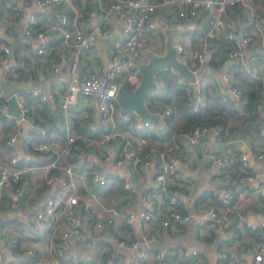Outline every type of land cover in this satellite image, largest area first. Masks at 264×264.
<instances>
[{"label": "built area", "instance_id": "1", "mask_svg": "<svg viewBox=\"0 0 264 264\" xmlns=\"http://www.w3.org/2000/svg\"><path fill=\"white\" fill-rule=\"evenodd\" d=\"M3 0H0V4ZM8 6L14 10H21L28 6L31 0H5ZM37 8L62 5V9L53 12L49 21L40 18L35 12L27 13L23 20V33L34 38L30 45L33 46L35 55L41 57L51 48V38L57 33L66 45L68 54V76L62 74L59 80L64 82V88L58 99V107L62 111L59 126L62 135L50 129L48 126L32 124L31 128L39 133L43 139L31 137L25 150L31 152L32 157L28 162H22L21 157L12 150L6 160H0V195L3 192L18 190L20 183L29 182L44 185L47 189H56L46 195L38 206H34L28 216L30 220L25 229L29 238L45 234V227L49 224L55 231V236L49 234L50 252L38 254L34 246L26 247L22 252L30 264H88L89 257L80 249L74 250L68 255L70 240L82 236L84 233H92L102 228H109L113 241L124 248H136L139 246L137 238H127L119 231V226H130L134 223L143 225L158 220L166 226L178 220H189L193 211L183 210L179 206V199L169 183L177 176L175 161L178 158L179 149L176 143L162 147H149L145 151L144 144L147 137L132 133L129 129L134 125L133 120L129 128H121L116 120L119 110L116 100V91L126 83L131 88H137L142 83L138 57L152 37L156 28L157 16L161 15L163 7L172 6L174 16L179 21L187 16H197L204 10L209 18V26L205 35L198 41V47L193 49L191 44L180 38L175 43L178 58L187 62L194 59L203 62L210 55V46L215 37L225 39L236 38L237 44L229 46L225 44L221 50L224 59H231L241 64L243 73L249 78L261 82L260 97L256 101L255 111L264 114V18L258 6L252 0H94V5L83 9L76 6L73 0H32ZM238 5L240 22L232 17L233 6ZM100 10L102 14L114 15L121 21L123 38H115L111 44L110 53L115 56L112 63L99 65L94 69H87L80 74L83 64L82 54L91 47L98 36L108 34L101 22H96L90 29L83 30L78 24L80 15L89 18L93 10ZM56 34V35H57ZM249 42L257 48L252 52V58L244 60L241 57V48ZM159 43V42H157ZM155 44L153 50L159 49ZM11 45L0 36V79L5 77L13 79L16 73L15 56L11 63ZM14 54L15 50H14ZM160 54V53H158ZM52 69H57L55 62L50 63ZM3 80V79H2ZM222 80L225 91L238 106L244 101L243 90L230 77L223 73ZM1 81V80H0ZM5 81V80H4ZM1 83V82H0ZM30 97H36L41 101H49L48 93L40 87L28 89ZM14 95L20 114L9 113L8 102L10 94L4 92L0 84V113L10 115L13 119V129L3 141V146L11 148L17 140L20 132V120L27 118L28 105L25 98L15 89ZM92 97L96 104V116L98 125L94 134L86 139L71 119L70 107L79 100V96ZM201 99L195 97L192 109L197 110ZM167 108L164 113H168ZM30 120V119H29ZM31 121V120H30ZM143 126H151L150 120H142ZM210 132L222 141L220 129L217 126L194 125L184 132V136L194 142L201 134ZM95 146L97 153L103 160H112L118 164H125L128 168L142 171L148 165H154V182L152 187L145 191L137 192L136 187L125 181L123 188L128 192L129 198L126 206L121 195L103 199L99 188L106 184V177L100 170H92L89 174L86 170H76L68 160L75 155L82 141ZM250 148H246L238 154L236 160L241 161L245 171L237 177L241 181H251L254 173L246 170L247 156ZM40 156H44L40 159ZM254 155L264 161V149L255 150ZM234 160V152L226 147H220L210 155L208 165L210 168L222 169ZM89 178V179H88ZM82 180L79 183L78 180ZM87 179L88 182H85ZM32 182V185L34 184ZM35 184L31 189H35ZM132 190V193H130ZM259 192L264 196V181L260 185ZM213 198L218 200L220 207L214 203L204 206L199 215L208 222L207 230L219 234L226 222L230 219L233 208L235 190L231 181L226 180L219 188L209 190ZM47 223V224H46ZM244 228L258 231L260 237L255 241L254 252L250 264H259L264 259V212L257 221L245 219ZM145 237L140 235V238ZM2 246L0 245V264L2 260ZM199 253L195 246L178 243L156 252L153 264H166L167 259L174 258L176 263L187 261ZM225 254V251H222ZM133 257L126 256L124 260H117L116 264H134ZM126 260V261H125ZM224 264H227L224 262Z\"/></svg>", "mask_w": 264, "mask_h": 264}, {"label": "crops", "instance_id": "2", "mask_svg": "<svg viewBox=\"0 0 264 264\" xmlns=\"http://www.w3.org/2000/svg\"><path fill=\"white\" fill-rule=\"evenodd\" d=\"M94 0H73L77 7L83 9L87 6L94 5ZM253 1V0H252ZM260 1V0H259ZM259 1L256 5L260 6ZM30 5L23 6L21 10L5 9L0 13V36L1 32H5L13 40H16L15 49V64L16 73L12 76L11 80L1 77V81L5 80L7 84L15 86L18 94L25 97L28 95V89L31 87H40L48 93L49 101L46 105L52 112L58 111V99L60 93L64 88V82L59 80L58 76L62 74L64 77L68 76V54L66 51V45L62 43V39L55 34L54 43H51V48L43 56L39 57L35 55L33 46L30 43L33 42L32 36H27L23 33V20L27 13L35 12L40 18L43 17L45 21H49L52 18L53 12H58L62 9L60 6H46L44 8H37L34 2L31 0ZM1 10V6H0ZM175 9L172 6L163 7L161 15L157 16V24L155 30L152 32V37L149 43L141 50L138 57V61H145V52L147 50H153L155 44H159V49H156L158 53L162 54L166 50V41L168 33H171L172 42L174 43L180 39L185 38L193 49L198 47V41L205 35L202 34V30L205 24L199 16H187L181 18L179 21L174 16ZM205 14V13H204ZM238 12L232 11V17L236 22H240ZM206 15V14H205ZM207 16V15H206ZM264 18V15H262ZM96 22H101L102 25L107 28L108 34L105 36H98L93 41L90 48L86 49L82 54L83 64L80 69V74H83L87 69H94L99 65H108L115 59L110 53V48L115 38H123L121 34V21L114 15L109 13L107 15L102 14L100 10H93V13L89 18L80 15L78 17V24L83 29H90ZM159 42V43H157ZM219 47L216 41L210 46V55L203 62H197L194 59H189L186 64L196 72V80L189 81L196 88L194 92V98L198 96V79H207L213 83V87L217 93L224 96L232 97L226 93L225 85L222 80V74H229L230 77L236 82L238 74L243 73L240 63H236L231 59H224L222 68H214L210 62L209 57L213 50ZM27 49V53L23 51ZM257 48L250 42L247 45L242 46L241 57L244 60L252 58V52ZM177 54V53H176ZM178 57V56H177ZM180 60V59H179ZM55 62L57 69L50 67L51 62ZM1 72V67H0ZM238 72V73H237ZM3 79V80H2ZM1 84V83H0ZM32 101L35 100L31 99ZM233 100V99H232ZM235 103V101L233 100ZM237 108L238 106L235 103ZM119 107V106H118ZM18 108V107H17ZM150 110V109H149ZM9 113L10 102H8ZM158 114V121L152 122V125L145 127L142 125V119L139 114L132 110L128 114L123 115L125 118L133 115L134 125L130 126V131L133 133L132 128L144 127L150 128L152 131L162 132L169 127V124L165 122V113L159 112L154 109L150 110ZM71 119L77 120L82 126L89 128L90 132H94V129L98 125V118L96 116V104L92 97L79 96V100L70 107ZM119 112V110H118ZM262 117V126L260 127V133H246L241 130H234L225 132L223 134L222 141L210 132L201 134L197 137V140L190 142L185 136L184 132L176 133L174 142L178 145L179 154L175 161L177 176L170 182L172 190L179 199V205L184 210H191L193 214L189 220L174 221L171 224L163 226L158 220H152L150 223L139 225L134 223L130 226H119V231L127 238H137L139 240V246L132 248H124L118 246L112 239L109 228L98 229L92 233H84L82 236L71 239L70 247L67 249L68 255H72L74 250L86 252V255L90 258L91 248L77 247V244L83 240L87 241V238L97 237V239L111 240L114 243L115 251L112 255H117V260H124L126 256H130L134 259L136 264H140L141 261H145L146 264H153L155 253L160 250L176 244H186L189 246H195L199 249V258L203 263L201 264H250L252 260V254L254 252L255 239L248 235H242V237L232 243L226 242L220 243L226 237L236 235L235 228L230 226L231 223L235 224V227L239 230H245L243 223L245 219L257 221L264 212V196L259 192L260 185L264 181V161L256 158L254 155L255 150L264 149V114L260 112ZM4 119L0 120V137L8 134L10 127H7L10 115H4ZM6 118V119H5ZM31 120V118H29ZM79 119V120H78ZM175 121L177 123L182 120L180 115H175ZM57 122V124H60ZM73 123V121H72ZM118 123V121H117ZM33 124V122H32ZM30 129V128H29ZM29 129L26 132H20L17 140L14 142L11 148H2L0 153V160H6L11 154L12 150L16 152L22 162H28L32 157L31 152L25 150L28 141L31 139L32 134ZM33 129V128H32ZM88 139L92 134H86ZM145 143L143 151L146 148ZM226 147L234 152V160L236 161L238 154L243 152L246 148H250V152L247 156L246 170L252 171L254 177L251 181H241L234 176L237 173L235 167H231L229 170L210 168L208 161L210 155L215 150H219L220 147ZM77 164L71 162L76 170L78 167L85 166L91 167L92 170H100L106 177V184L99 188L101 197L105 200L121 195L123 197V204L129 206V195L126 189L123 188L125 181L130 182L136 187L137 192L145 191L148 187L153 186L154 165H148L143 168L142 171L137 169L128 168L125 164H118L112 160H103L97 153L95 146L86 143L84 140L80 145V149L74 153ZM43 159L44 156H40ZM240 169L242 165L240 163ZM84 170L87 171L86 168ZM243 172H245L243 170ZM230 176H233L231 178ZM226 177V178H225ZM89 179V178H88ZM231 181V185L235 190V199L233 202V208L230 212V219L226 222L224 229L217 234L216 238L207 240L204 236H210L207 230L208 222H206L200 215V210L211 203L214 199L208 192L219 188L226 180ZM82 183V180H78ZM32 180L29 182L20 183L18 190H11L3 192L0 195V245L2 246V264H30V261L22 252L26 247L34 246L38 254H47L51 250L47 245L49 242V234L55 236V231L48 224L45 227V234L43 233L36 238H29L25 233L28 220V216L32 213L34 206H38L41 200L52 193L56 189L49 187L47 189L44 185H39L35 189H31ZM85 182H88L85 179ZM84 183V182H83ZM111 186L110 190L106 191L108 186ZM49 192V193H48ZM132 193V190H130ZM47 224V223H46ZM244 232V231H243ZM144 235L145 237H141ZM244 242V244L238 245V242ZM50 243V242H49ZM18 246H23L22 250H18ZM225 254H222V251ZM174 258H169L166 264H172ZM126 261V260H125ZM125 264V263H124ZM264 264V259L259 263Z\"/></svg>", "mask_w": 264, "mask_h": 264}, {"label": "trees", "instance_id": "3", "mask_svg": "<svg viewBox=\"0 0 264 264\" xmlns=\"http://www.w3.org/2000/svg\"><path fill=\"white\" fill-rule=\"evenodd\" d=\"M259 0H253V2L257 3ZM255 3V4H256ZM259 11L261 15H264V0L259 1ZM58 4L57 6H60ZM1 10L0 13L5 9H11L7 7L6 1L3 0L0 4ZM233 11L239 12L238 5L233 6ZM205 11L202 10L199 12L197 16L206 23L205 27L202 30V34L206 33V30L209 26V18L206 16ZM230 14H232L230 12ZM214 41L218 44L219 47H216L211 56L209 57V62L214 68H222L224 64V58L221 56V50L225 44L229 46H235L237 44L236 38L225 39L222 37H215ZM54 39L51 40V43H54ZM16 52V49H14ZM238 73V72H237ZM155 79L157 81V89L151 92L148 96L145 97V103L148 109L156 110L159 112H164L167 108L169 112L165 114V122L169 124V127L162 131L156 132L150 130V128L144 127H135L132 128L133 133L145 135L147 137L148 146L153 147H162L167 146L174 142V137L178 132H185L189 128L194 125H208V126H217L220 129V135L223 137L225 132H230L234 130H241L246 133H260L262 126V117L260 112L255 111L254 105L256 101L260 97V88L261 82L257 79L249 78L244 73L238 74V79L236 83L243 90L244 101L241 104L240 108H237L232 99L228 96H224L220 93H217L213 87V83L207 79H198V96L201 99V103L199 104L197 110L192 109V103L194 99V92L196 88L191 83L180 76L176 72V70L171 67H163L155 72ZM32 101L31 99H34ZM25 101L28 105L27 117L31 118V122L34 124H40L42 126H48L50 129H53L58 134L62 135L63 131L61 127L57 124L59 120L62 118V111L58 107L57 112H52L48 106L46 105V101H41L36 97H25ZM1 102V100H0ZM180 115L182 120L177 123L175 121V115ZM4 114L0 113V120L4 119ZM116 120L121 128H129V125L133 119V115L125 116L121 115L119 112L116 113ZM6 119V118H5ZM79 120V119H78ZM73 125L78 128L83 134H92L89 128L86 126H82L79 121L72 120ZM4 124L8 123L7 127H10V130L13 129V119L9 118V121L3 122ZM149 127V126H145ZM32 137H36L37 139H43V137L37 133L33 129H29ZM11 131L8 132V134ZM5 135L0 137V153L2 152L3 141L8 136ZM70 162L77 164L76 157L74 155L68 158ZM241 161L236 160L235 162H231L226 167L222 168L224 170L230 169L231 167H235L237 173L234 176H239L240 173H243V170L240 169ZM242 165V163H241ZM87 169V173L91 172V167L87 168L85 166L78 167V170ZM233 178V176H230ZM226 178V177H225ZM230 181V179H229ZM111 186L109 185L106 191L110 190ZM172 188L169 183V189ZM234 201V200H233ZM216 206L220 207V202L215 198L211 201ZM180 206V205H179ZM183 209L182 207H180ZM184 210V209H183ZM230 226H233L236 231V235H232L231 237H226L220 241V243L226 242L227 244H232L238 241L242 235H248L253 239L257 240L260 235L257 230L251 228H245V230H239L235 227L234 223H231ZM210 236H204L205 239L211 240L216 238L217 234L213 231L208 233ZM92 240V238H87V241ZM93 246L91 248L90 259L88 264H116L117 263V255H112L115 251L114 243L111 240L107 239H97L92 240ZM244 242H238V245L244 244ZM23 246H18V250H22ZM136 264L134 261L132 262ZM203 261L199 258V253L197 256L188 259L187 261H182L176 263L175 259L172 264H201ZM140 264H146L145 261H141Z\"/></svg>", "mask_w": 264, "mask_h": 264}, {"label": "water", "instance_id": "4", "mask_svg": "<svg viewBox=\"0 0 264 264\" xmlns=\"http://www.w3.org/2000/svg\"><path fill=\"white\" fill-rule=\"evenodd\" d=\"M1 37L8 41L11 45V63L14 62V49L16 40L11 39L8 34L1 32ZM145 61H140V75L142 77V83L137 88L132 89L130 84L126 83L121 86L116 91V100L119 106V113L121 115H126L130 111L135 110L142 120H150L151 122L158 121V114L156 112L150 111L145 103V97L151 92L157 89V81L155 79V72L159 69L167 66L173 67L182 78L187 81L196 80V72L193 71L186 62L179 60L176 54V48L172 42L171 33H168L166 41V50L162 54L156 53L154 50H147L145 52ZM1 86L9 96L10 111L15 114H20L16 99L13 94H11L16 87L7 84L6 81L1 82ZM98 121V120H97ZM22 133L26 132L27 129L31 128V121L27 118H22L20 120Z\"/></svg>", "mask_w": 264, "mask_h": 264}, {"label": "rangeland", "instance_id": "5", "mask_svg": "<svg viewBox=\"0 0 264 264\" xmlns=\"http://www.w3.org/2000/svg\"><path fill=\"white\" fill-rule=\"evenodd\" d=\"M27 52H28L27 49H25L23 51V53H27ZM28 94H29V91H28ZM92 240H97V237H93ZM92 240H90V241L83 240L82 242L77 244V247H85L87 249H90L93 246ZM80 252H82V251H80ZM154 258H155V255H154Z\"/></svg>", "mask_w": 264, "mask_h": 264}]
</instances>
